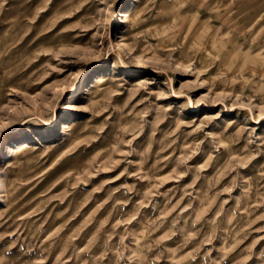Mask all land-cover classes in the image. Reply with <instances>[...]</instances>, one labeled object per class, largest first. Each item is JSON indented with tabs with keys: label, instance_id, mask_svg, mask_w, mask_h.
I'll use <instances>...</instances> for the list:
<instances>
[{
	"label": "rangeland",
	"instance_id": "obj_1",
	"mask_svg": "<svg viewBox=\"0 0 264 264\" xmlns=\"http://www.w3.org/2000/svg\"><path fill=\"white\" fill-rule=\"evenodd\" d=\"M132 3L0 0V264H264V0Z\"/></svg>",
	"mask_w": 264,
	"mask_h": 264
},
{
	"label": "bare ground",
	"instance_id": "obj_2",
	"mask_svg": "<svg viewBox=\"0 0 264 264\" xmlns=\"http://www.w3.org/2000/svg\"><path fill=\"white\" fill-rule=\"evenodd\" d=\"M141 0H133V3L130 4L126 9L123 10L122 18L120 20L122 24V34L121 39L118 43H122L126 34V27L131 19V26L134 28L140 29V24L143 20V7L140 6ZM198 11V9H196ZM212 14L204 15L201 22L192 27V31L189 35H185V46L186 48H191L192 50H196L198 63L200 65H207L213 61H216L220 55H222V45L219 44L218 35L220 33H211L209 28L217 29L219 25H216L211 21ZM232 20V16L230 17ZM238 20V19H235ZM234 20V21H235ZM238 22V21H237ZM236 23V22H235ZM237 24V23H236ZM120 33V32H119ZM231 52L227 53L229 56ZM228 58V57H226ZM223 63H217L216 68L222 66ZM104 70L97 72L93 79H91L87 84L84 85L83 91L85 90L84 98H89V96L96 90L98 86H100L105 81ZM25 136L20 137L18 139L12 140L6 143L3 146L2 154H1V162L4 165L7 164L10 158L18 155L23 152L28 146L27 140H25ZM3 165V166H4ZM0 167V172L1 168Z\"/></svg>",
	"mask_w": 264,
	"mask_h": 264
}]
</instances>
